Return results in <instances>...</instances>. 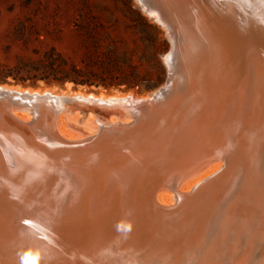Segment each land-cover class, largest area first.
<instances>
[{"label":"bare ground","instance_id":"1","mask_svg":"<svg viewBox=\"0 0 264 264\" xmlns=\"http://www.w3.org/2000/svg\"><path fill=\"white\" fill-rule=\"evenodd\" d=\"M135 1L141 11L160 26L156 14L143 6L144 0ZM147 1L169 13L184 38L187 114L180 119L171 115L175 107L172 103L160 116L149 122L140 119L132 128L129 127L130 119L113 117L115 112L124 114L126 109L133 111L138 106L139 99L132 94L104 96L70 90L38 91L0 86V90L26 100L19 104L23 111L19 120L28 122L31 119L24 112L26 110L33 112L35 107L46 110L41 123L54 130L60 139L75 141L87 138L89 142L108 143L103 149L113 153L102 158L93 153L92 156L83 154L71 159L67 154L53 152L49 146L53 145L51 141L18 143L12 140L15 143L12 145L7 142L13 139V135L6 136V143L10 146L5 151L0 149V178L4 180L0 182V187L16 205L25 202L23 206L28 207L34 203L48 211L47 216L41 217L45 220L43 224L30 219L39 213L40 208H33L29 213L22 211L23 220L29 215L31 227L36 231L31 237V244L22 253L16 254V258L23 260L24 264H48L50 261L53 264H70L75 256L84 252L75 248V244L67 247L54 236L62 235L66 227L63 217L67 212L59 214L57 207L60 210L63 201L64 206L69 205L79 192L86 193L87 189L100 195L107 193L108 202L103 200L97 211L107 210L109 218L103 221L100 229L97 228L98 235L95 234L100 241L85 251V262L264 264V213L260 220L256 219L259 209L264 210L261 206L264 203V179L257 181L256 178L259 162L264 160V108L254 110L258 102L256 97L245 101L246 76L242 77L248 72L249 61L259 66L256 61L257 41L261 38L264 41V35L261 34L262 29H257V24L264 18V2L261 6L257 0L254 6V0H250L240 6L235 0ZM224 45L236 51L233 53L234 64L222 51ZM166 60L167 56L164 62ZM223 81L227 82L228 91L217 85H222ZM244 102L250 111L237 121L235 117ZM230 104V111L224 114L222 109ZM74 105L100 109L107 119L92 113L81 116ZM219 107H222L221 111ZM185 116L194 122L189 124L192 129L205 122L206 131L202 134L201 131L192 132V137L199 139L198 143L180 147L179 144L171 145L155 154L148 152L146 147L140 150V158L148 154V157H154L143 161L147 171L137 182L129 178L110 183L107 179H99L103 171L112 169L109 162L117 160L116 168L125 163L127 158L120 160L123 150L118 147L124 149L159 141L169 136L171 125L190 123L188 118L180 121ZM62 121L69 136L60 129ZM210 121L213 126L207 131L210 128L206 125ZM176 128L182 129L181 126ZM134 132L138 133L133 135ZM171 141H177L176 135ZM235 153L242 154L241 164L229 160ZM208 163L210 165L200 173L198 168ZM227 163L229 167L226 169ZM225 169L226 172L223 171ZM74 176L82 177L83 183L69 185L68 179ZM190 181L194 182L184 191L183 185ZM152 185L153 188L150 187ZM115 187L117 191L114 192ZM238 205H252L256 215L238 216L233 211ZM72 219L68 216L67 227ZM48 237L52 239L49 241ZM255 243L257 245L254 246ZM120 246L122 250L118 256L115 252L111 253ZM253 249H256L254 253ZM108 251L113 256L110 254L109 257Z\"/></svg>","mask_w":264,"mask_h":264},{"label":"water","instance_id":"2","mask_svg":"<svg viewBox=\"0 0 264 264\" xmlns=\"http://www.w3.org/2000/svg\"><path fill=\"white\" fill-rule=\"evenodd\" d=\"M255 1L257 0H254L253 2ZM259 1L262 6L264 0H259ZM143 2H144L143 6H145L148 10L156 14L159 25L162 27V29L164 28L165 36L169 43V50L165 55L167 56V60L166 62H164L166 67V79L164 83L159 88H157L156 90H154L153 92L149 93L146 96L143 97L134 96L135 98L139 99V103H137L138 106L136 105L137 107L133 111L132 109H126V113L124 112V114H120L118 112H115L113 116L116 119L121 117L130 119L131 122L129 124L130 125L129 127L132 128L136 126V124L140 121V119H143L144 121L147 120L149 122L151 121V119L158 117V115L160 116L162 113L166 111V109L170 108L172 103H174L175 105L174 112H172L171 114L172 116H174L173 118L180 119L181 116L187 114L185 113V111L187 110L185 109L187 102L185 89L188 80L186 79L187 73L185 72L183 67L184 64L183 59L186 57L184 51V43H183L184 38L180 34L179 29L173 20V17L169 15V13L165 12L162 9V7L155 6L153 2H152L153 4L148 3L147 0H144ZM235 3H237L240 6L241 5L244 6L243 2H237V0H235ZM256 4H257L256 2L253 3L254 6ZM263 19H261V21ZM261 21H258L257 29L259 30L262 29L263 33L261 34L264 35V25L263 22ZM202 37L203 36H201L200 38ZM258 41H257L258 53L256 54L257 55L256 61H258L259 66H257L256 64H251V61H249L247 66L248 72L246 73V75H242V77L245 78L246 76V83L244 89V93L246 96L244 98L245 101L246 99H249V101H251L254 97H256L258 102L255 104L254 110L257 108L260 111L261 109L264 108V41L262 40V38L259 42ZM227 45L223 46L222 51L229 56L227 60L231 61V64H234L233 53H235L236 51L232 47L230 50L227 47ZM219 65H221L220 62L218 64V69H219ZM223 69L224 68H222V70ZM222 83H223L222 85L220 84L217 85L219 87L221 86L223 90L228 91L227 82L223 81ZM0 86L8 87V88L11 87L7 85H0ZM234 93H235L234 95H237L236 92ZM30 100L31 98H29V101ZM22 101L24 102L26 100L24 98L21 99L19 97L13 96L9 91L0 90V149L3 148L4 151L8 149L9 144L7 143H12V145H14L15 143L12 142V140H15V142L18 143H22L21 141H28L30 143H34L44 140L45 142L51 141L53 143L54 146L52 144H49L53 152L58 151L62 154H67L70 157H72L71 159L74 158L76 159L78 156L80 157L83 154L90 156L93 153H95V156H97V158H102L105 155L107 156L113 155L112 152H106L103 149L107 147L106 145H108V143L104 144V142H97V141L89 142L87 138L75 140V141H68V140L66 141L57 137L56 132L54 130H51L49 127L44 126L41 123V120L46 114L45 112L46 110H42L36 107L34 108L36 111L33 109V112L26 110L24 112L27 115H29L31 119L28 122H23L22 120H19V117L23 113L21 107L19 106V104ZM174 101H176V103ZM244 103L245 104H242L244 106L239 110V113L235 117L237 121H239L242 117H245L247 111H250V108L249 109L247 108L246 102ZM74 107L77 109L78 112H80L81 116H86L88 113H92L96 117L107 119V117H104V113L100 109L80 107L79 105H74ZM235 108H237V105L233 107V110ZM251 108H253V106H251ZM221 109L222 107L220 108V111ZM230 109H231V104L226 105L222 109V112L225 111L224 114H226L227 110L230 111ZM187 118L188 117L185 116L180 121L185 120ZM232 119L234 120L233 117ZM188 121H191V119L188 118ZM192 123L194 122L191 121L190 123H184L185 125H179V124L171 125L172 128L170 129L169 136L163 137L159 141L156 138L157 141L152 144H146L144 146L135 145L128 148L124 147V149L121 146L118 147V149L124 151V152L120 151L122 154L120 160L127 158L126 160H124L125 163L123 164V166L120 168H116L114 166H117L116 164L117 160L111 161L109 162V164H112L110 166V168L112 169L110 171L108 170L103 171V173H101V178H99L98 176L97 177L99 179H104V181L107 179L108 183H110V181L112 180H120V179L126 180L128 178L131 181L134 180L135 182L139 181L142 177L141 175L147 171V166L144 165L143 161H146L154 157V155L148 157L149 155L148 154L145 155L146 157L144 156L143 158H140L138 156L140 153L139 151L145 149L146 147L148 152L155 154L158 151L161 150L164 151L165 148L168 149L171 145L179 144L178 146L180 147L183 144H187L193 146L194 144L198 143L199 139L192 137V132L201 131L200 133L202 134L203 131L206 130L204 127L205 122H202L200 125L197 126L195 125L193 129L189 125ZM211 124L212 122L210 121V123L208 122V124L206 125L208 128H210L207 129V131L211 130L213 126V124L212 125ZM176 126L178 127L181 126L182 129L178 130ZM136 133L138 132H134L132 134L136 135ZM9 134L13 135V139L8 140L10 142H7L6 136H8ZM175 135L177 141L172 142L171 139ZM202 140H205V138ZM112 149L117 150L115 148ZM241 156L242 154L235 153L234 155L231 156L229 160H231L232 162H239V164H241L242 163L241 161H243ZM111 158L115 159L114 156H112ZM210 163H208L205 166L199 167L198 168L199 172L201 173L202 171H204L205 168L208 165H210ZM259 164L260 165L258 169V174L256 176L257 181L258 179L261 180L264 179V160H262V162L260 161ZM228 167H229V163H227L226 169ZM226 169L223 171L226 172ZM188 178L191 177L189 176ZM186 179H184L183 182ZM68 180H69V185L71 186H74L76 182L78 184L83 183L82 177L74 176V177H70ZM3 181L4 180L0 178V182ZM150 187L153 188L154 185ZM116 188L117 187H115L114 192L117 191ZM3 190L4 189L0 187V264H24L23 260L16 258V254L22 253L27 248V245L31 244V239H32L31 237L33 236V234H36V231H34L35 229L31 227L32 221H29L30 216L27 215V217H25L26 220H23L24 217L23 214L26 213V211L27 213H29L28 211L32 210L33 208L35 209L40 208L39 213L36 216L30 217V219H34L37 221L39 220L38 223L43 224L45 220L44 218L41 217L47 216L48 211L44 209L42 205L41 206L33 205L34 203H31L32 205L30 204V206L28 207L23 206L25 202L16 205L12 197L6 195V193ZM87 191L88 192L81 194L79 192V195L75 196L73 200L70 202V204L67 206H64V201H63V203L60 204L61 205L60 210L58 209V207L56 209V212L59 214L60 212H64V211L67 213L64 214L66 216L63 217V219L65 218L63 222L64 225L66 226L65 229L62 228L64 229V232H62V235H56L54 237H58V239H60L64 244H66L67 247H70L73 244H75V248L84 251L83 253L78 254V256H75L71 260L70 264H90L89 262L84 261V253L85 251H88L91 248H93L100 241L99 236L96 237L97 228L99 227L100 229V226L103 224V221L109 218L107 214V210L97 211V209L103 203V200L105 202H108L107 193L100 195V193L99 194L94 193L92 192V190L89 189H87ZM99 196L101 198H99ZM261 206L264 207V203L261 204ZM22 211L24 213H22ZM233 211L236 212L235 214H237L240 217L241 215L248 216L251 213L255 214L252 205H244V207L238 205L237 208L234 209ZM263 213L264 210L261 211L259 209L256 219L260 220ZM68 216L73 217L71 223L68 222V224H70L69 227H67ZM59 221L61 222V219H59ZM59 221H57L58 223L56 222L58 225L60 223ZM56 233L57 230L55 234ZM54 237L52 236V238ZM121 237L125 238L123 236ZM52 238L48 237L47 240L50 241V239ZM124 241L127 242L126 238L124 239ZM253 245L255 246L257 245V243ZM121 250L122 247L120 246L117 250L112 251L111 253L115 252L117 254L116 256H118ZM255 250L256 249L251 250L252 253H254ZM111 253L108 251V256ZM111 256H113V254H111ZM48 264H53V263H51L50 261V263Z\"/></svg>","mask_w":264,"mask_h":264},{"label":"rangeland","instance_id":"3","mask_svg":"<svg viewBox=\"0 0 264 264\" xmlns=\"http://www.w3.org/2000/svg\"><path fill=\"white\" fill-rule=\"evenodd\" d=\"M88 27H97L105 45L118 55L126 56L143 85L153 88L105 90L72 84L47 85L41 81L34 85L30 81L21 84L12 79L4 85L38 91L70 90L104 96L132 94L143 97L164 83V57L169 50L165 31L141 11L135 0H0V65L11 69L19 59H37L51 47L79 60L80 57L73 53L81 54L83 35ZM60 129L69 136L63 121ZM193 182L185 183L183 190Z\"/></svg>","mask_w":264,"mask_h":264},{"label":"trees","instance_id":"4","mask_svg":"<svg viewBox=\"0 0 264 264\" xmlns=\"http://www.w3.org/2000/svg\"><path fill=\"white\" fill-rule=\"evenodd\" d=\"M82 52L73 54L79 60L60 53L51 47L37 59L21 58L13 68L0 65V85L7 84L8 79L24 84L37 81L51 84H72L80 87L120 89L124 91L150 90L153 86L143 85V80L136 68L126 56H120L103 41L97 27H88L84 32Z\"/></svg>","mask_w":264,"mask_h":264},{"label":"snow or ice","instance_id":"5","mask_svg":"<svg viewBox=\"0 0 264 264\" xmlns=\"http://www.w3.org/2000/svg\"><path fill=\"white\" fill-rule=\"evenodd\" d=\"M237 2H245V3H248V2H250V0H237ZM153 15H154V13H153ZM261 22H264V20H262Z\"/></svg>","mask_w":264,"mask_h":264}]
</instances>
